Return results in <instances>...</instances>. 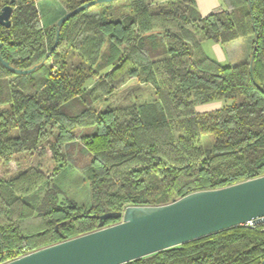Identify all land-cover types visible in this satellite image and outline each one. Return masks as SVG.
Listing matches in <instances>:
<instances>
[{
    "label": "trees",
    "instance_id": "obj_1",
    "mask_svg": "<svg viewBox=\"0 0 264 264\" xmlns=\"http://www.w3.org/2000/svg\"><path fill=\"white\" fill-rule=\"evenodd\" d=\"M88 0H62L66 12ZM9 0H0V9ZM202 15L195 0H137L112 19L86 9L60 25L40 22L36 0H15L9 27L0 25V57L7 101L0 100V264L98 228V215L128 205H158L187 193L223 187L264 174V0H221ZM253 38V59L223 65L201 43ZM255 47V48H254ZM252 57V56H251ZM102 72V73H101ZM94 78L86 87L88 79ZM151 84L155 99L77 114L70 99H107L130 79ZM239 102L198 112L197 101ZM7 102V103H6ZM55 126L51 142L45 139ZM12 128L17 134L10 136ZM86 132L77 136L76 129ZM214 142L203 147L201 135ZM78 139L92 154L91 205L63 198L50 178ZM16 155L23 158L17 163ZM15 170V171H14ZM14 171V172H12ZM43 188L37 205L26 198ZM120 221L111 216L104 226ZM264 222L231 226L122 264H261Z\"/></svg>",
    "mask_w": 264,
    "mask_h": 264
},
{
    "label": "water",
    "instance_id": "obj_2",
    "mask_svg": "<svg viewBox=\"0 0 264 264\" xmlns=\"http://www.w3.org/2000/svg\"><path fill=\"white\" fill-rule=\"evenodd\" d=\"M104 1L111 0H88L65 12L56 22L55 39L47 55L56 48L65 19ZM14 2L9 0L1 7L0 25L10 26ZM0 61L17 74L29 73L36 67L17 69L1 57ZM114 215L120 221L104 226V221ZM98 219L95 230L1 264H122L248 221L263 223L264 174L219 188L193 191L164 204L128 205L123 211L99 214Z\"/></svg>",
    "mask_w": 264,
    "mask_h": 264
},
{
    "label": "rangeland",
    "instance_id": "obj_3",
    "mask_svg": "<svg viewBox=\"0 0 264 264\" xmlns=\"http://www.w3.org/2000/svg\"><path fill=\"white\" fill-rule=\"evenodd\" d=\"M136 1L137 0H111L98 2L87 7L86 11L88 13L102 12L112 19H117L130 14L134 10ZM155 1L162 2L166 0ZM195 2L198 11L202 15L208 14L222 6L221 0H195ZM36 6L39 11L40 22L43 27L46 28L56 23L66 12L62 0H36ZM252 43L253 38L250 35H245L226 42L207 39L202 43V50L206 55L219 61L223 65H235L251 59L253 49ZM10 80V77L0 78V100L2 101H7L9 97ZM94 81V78L88 79L85 86H91ZM154 99L155 96L151 84L140 83L135 78H130L125 84L118 87L107 99L97 103H90L89 97L83 95L82 98L77 97L76 99H70L61 106L64 112L77 114L85 106L87 107L89 105L97 110H103L130 103L141 104L142 102H151ZM241 99L242 95L237 94L234 98H217L209 101H197L195 108L198 112L210 111L230 105L234 102H239ZM47 130V136L42 139V143L45 142L47 138L52 142L57 134L55 126L47 128ZM84 132H86V130L83 128L76 129L77 136ZM9 134L10 136L16 135L17 129L12 128ZM200 140L203 147H210L214 142L211 133H203ZM63 152L64 157H58L56 160L46 158L45 160L46 165L51 163L52 165L60 164L57 172L50 178V184L55 185L60 190V195L63 198L66 197L83 208H88L91 205L89 177L92 166V154L78 139L69 142L68 145L64 143ZM16 159L17 163H15L13 169L17 167L20 161L22 163L24 161L20 155H16ZM7 168H9L7 165L0 162V169H2V171ZM43 190V188L38 189L36 192L29 195L26 200L32 205H37L41 200Z\"/></svg>",
    "mask_w": 264,
    "mask_h": 264
},
{
    "label": "built area",
    "instance_id": "obj_4",
    "mask_svg": "<svg viewBox=\"0 0 264 264\" xmlns=\"http://www.w3.org/2000/svg\"><path fill=\"white\" fill-rule=\"evenodd\" d=\"M244 225L253 226V225H255V224L252 223L251 221H248V222H246Z\"/></svg>",
    "mask_w": 264,
    "mask_h": 264
},
{
    "label": "crops",
    "instance_id": "obj_5",
    "mask_svg": "<svg viewBox=\"0 0 264 264\" xmlns=\"http://www.w3.org/2000/svg\"><path fill=\"white\" fill-rule=\"evenodd\" d=\"M203 42H204V41H203ZM203 42H202V43H203ZM202 43H201V48H202ZM261 264H264V262H262Z\"/></svg>",
    "mask_w": 264,
    "mask_h": 264
}]
</instances>
